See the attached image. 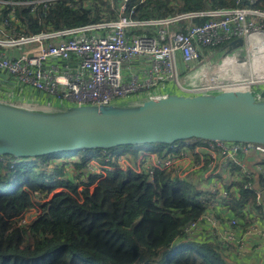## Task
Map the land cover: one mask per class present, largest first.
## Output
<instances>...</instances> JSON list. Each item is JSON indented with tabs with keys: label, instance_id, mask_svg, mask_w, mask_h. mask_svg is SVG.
Masks as SVG:
<instances>
[{
	"label": "built area",
	"instance_id": "obj_1",
	"mask_svg": "<svg viewBox=\"0 0 264 264\" xmlns=\"http://www.w3.org/2000/svg\"><path fill=\"white\" fill-rule=\"evenodd\" d=\"M57 1L0 0L2 75L74 105L161 96L169 86L194 95L264 85V78L258 80L245 73L247 66L254 68V55L264 48V9L253 6L256 0H249V5L149 18L133 17L134 6L149 0H136L131 7V0H119L117 4L110 0L115 18L37 33H26L19 26L17 5H31L30 11H34L36 6L46 9ZM4 8L7 12L2 16ZM237 38L242 39L245 54H230L239 46L226 53L227 44ZM201 56L206 64L189 71ZM193 72L207 79L191 84L186 77ZM247 151L264 156V144L188 138L155 147H116L104 158L90 159L100 165L95 169L101 168L103 175L107 170L129 168L152 179L155 170H162L187 182L194 169L205 165L214 175L210 192L198 194L204 209L184 224L183 237H197L206 230L212 239L224 243L230 251L235 248L240 255L245 249V236L262 238L264 230L256 222L242 225L238 217L218 213L221 202L239 195L238 187L224 185L218 174L237 166L240 186L253 188L251 173L240 166L238 159L239 153ZM256 167L264 176V163ZM95 169L88 164L85 174L90 171L98 175ZM253 189L259 204L264 189Z\"/></svg>",
	"mask_w": 264,
	"mask_h": 264
},
{
	"label": "trees",
	"instance_id": "obj_2",
	"mask_svg": "<svg viewBox=\"0 0 264 264\" xmlns=\"http://www.w3.org/2000/svg\"><path fill=\"white\" fill-rule=\"evenodd\" d=\"M135 1L131 0L129 7ZM249 4V0H149L134 6L133 17ZM253 6L264 9V0ZM30 8L26 4L15 7L19 26L26 33L60 30L117 16L110 0H58L50 8ZM6 12L4 8L2 16ZM146 145L163 144L142 146ZM124 147L138 146L118 148ZM103 150L107 149L39 157L0 156V264H232L225 258L230 249L212 239L206 230L197 237H183L184 224L204 209L190 182L162 170H155L150 179L129 168L107 170L103 177L88 171L85 181L80 176L72 180L64 173L65 180L53 181L49 173L54 169L41 165L66 153L74 157L77 172H86L88 158ZM34 166L43 168L36 170ZM232 169L238 170L237 166ZM241 182L237 185L239 195L226 204L244 225L250 223L246 216H251V211L255 218V211H263L264 202L259 207L255 187H242ZM56 187L59 189L54 191ZM260 188L264 189L263 175ZM32 193L49 197L39 202L41 209L35 218L20 222L19 218L33 205Z\"/></svg>",
	"mask_w": 264,
	"mask_h": 264
},
{
	"label": "water",
	"instance_id": "obj_3",
	"mask_svg": "<svg viewBox=\"0 0 264 264\" xmlns=\"http://www.w3.org/2000/svg\"><path fill=\"white\" fill-rule=\"evenodd\" d=\"M241 45V38L229 42L226 53ZM206 79L196 72L186 77L191 84ZM188 138L264 144V85L194 95L168 88L161 96L108 104L0 99V156L39 157Z\"/></svg>",
	"mask_w": 264,
	"mask_h": 264
},
{
	"label": "crops",
	"instance_id": "obj_4",
	"mask_svg": "<svg viewBox=\"0 0 264 264\" xmlns=\"http://www.w3.org/2000/svg\"><path fill=\"white\" fill-rule=\"evenodd\" d=\"M157 17H162V16H157ZM263 57H264V48H262L260 52L254 55V60L256 64L254 68L251 69V66L246 67L245 73L247 76L250 75L254 77L262 76V75L264 76V64L261 62ZM7 81L12 83V85L14 86L12 89V93H10L12 95L3 96L2 95L3 92H0V99L2 100L9 101L14 98L17 99L19 98V99L31 101L33 103L66 105V102L63 101L62 99H55L52 96L36 91L25 84H21L20 82L11 80L0 73V85L3 86V88L5 89L9 88V84ZM169 88H173V87L169 86ZM238 159L240 161V166H242L248 172L251 173L254 187L259 189L260 176L262 174L260 173V171H258L256 166L257 164L264 163V156L256 152L247 151V152L239 153ZM213 178L214 175L211 173V171H209L208 168L205 165H203L192 171V174L190 175L189 178V182L192 184L193 188L196 190L198 194H203L210 192V187ZM218 178L224 185L235 187L239 184L240 181L239 170H235V169L221 170L218 174ZM262 202H264V192H262L261 200L259 202V207L262 205ZM262 209L263 211L261 213L255 211L257 212L256 218L253 216L252 211H251V216H246L247 223L249 222L258 223L260 230H264V224H263L264 206H262ZM217 211L219 214L228 217L230 215L236 216L234 212H230L231 210L230 211L228 210L226 202L223 203L221 202L220 207H218ZM241 220L243 221V223L244 222L246 223L245 219L242 216H241ZM209 238L208 240L212 241V239ZM244 240H245L244 251L239 256H235L233 258L231 257L233 261L231 260V258H226V259L232 264H264V237L254 238L252 236H245Z\"/></svg>",
	"mask_w": 264,
	"mask_h": 264
},
{
	"label": "rangeland",
	"instance_id": "obj_5",
	"mask_svg": "<svg viewBox=\"0 0 264 264\" xmlns=\"http://www.w3.org/2000/svg\"><path fill=\"white\" fill-rule=\"evenodd\" d=\"M3 1H5V0H3ZM93 21H96V20H93ZM236 51H239L241 54H245V46L244 45L239 46L237 49L233 50L230 54L235 53ZM205 64H206V61L204 60V57L201 56L200 59L196 61V64L193 65V66H191L188 70L190 71V70H194V69L200 68V67H202ZM250 72H251V69H250ZM182 77H183V75L181 74L180 75V78H182ZM182 81H183V79H182ZM8 84L11 85L12 83L8 82ZM6 89L10 90V93H12V88L9 87V88H6ZM6 89L3 88V86L0 85V92H3V93H7L9 95H12ZM178 141L180 142V140H178ZM142 145H145V144H138V145H134V146H142ZM123 149H131V148H125L124 147ZM109 150L110 149L103 150V151H99L97 153V156H99L101 158H104L108 154V151ZM62 153H64V152H62ZM70 153H72V152H70ZM90 158L91 157L88 158V161L87 162L91 166L92 169H95L96 168L95 166H100L99 164H96L95 162H92ZM71 159H73V160H71ZM41 165L43 167H46L47 170H48V167L54 169L53 170L54 172L52 171V172L49 173V175L54 176L53 181H55V179L65 180L64 173L69 174L72 177V180H75V177L76 176H80V180L81 181L84 178H86L87 180L89 178V174H85L84 171H82V172L78 171L77 172L75 170L74 157L73 156L66 155V153L63 156H60V157H53L48 162H43ZM43 167H41V168H43ZM34 168L36 170L41 169L39 166H34ZM100 169L101 168H97V169H95L94 172H99L98 176L99 177H103L104 175L100 171ZM58 189H59V187H56L54 189V191H57ZM32 195H33V205L28 210H26L23 213V215L19 218L20 219V222H28L31 219L35 218L40 213V209L41 208H39V202L40 201H44L45 199H48L47 197H49V196H44V195L38 194V193H36V194H33L32 193ZM229 255H231L232 258L235 257V256H239L235 252V248L232 251H230V252H226L225 253V258H231ZM232 258H231V260L233 261Z\"/></svg>",
	"mask_w": 264,
	"mask_h": 264
},
{
	"label": "bare ground",
	"instance_id": "obj_6",
	"mask_svg": "<svg viewBox=\"0 0 264 264\" xmlns=\"http://www.w3.org/2000/svg\"><path fill=\"white\" fill-rule=\"evenodd\" d=\"M255 78H257L258 80H260V79H262V78H264V76L262 75V76H257V77H255ZM263 215V214H262ZM245 218V217H244ZM247 218V217H246ZM222 251V250H221ZM223 259V258H222Z\"/></svg>",
	"mask_w": 264,
	"mask_h": 264
}]
</instances>
